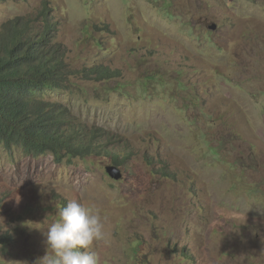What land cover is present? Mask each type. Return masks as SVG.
<instances>
[{
  "label": "rangeland",
  "instance_id": "374dc122",
  "mask_svg": "<svg viewBox=\"0 0 264 264\" xmlns=\"http://www.w3.org/2000/svg\"><path fill=\"white\" fill-rule=\"evenodd\" d=\"M43 5L71 74L36 97L125 160L116 180L103 154L0 143V264H35L73 199L99 211V264H264V0H0V30Z\"/></svg>",
  "mask_w": 264,
  "mask_h": 264
},
{
  "label": "trees",
  "instance_id": "16d2710c",
  "mask_svg": "<svg viewBox=\"0 0 264 264\" xmlns=\"http://www.w3.org/2000/svg\"><path fill=\"white\" fill-rule=\"evenodd\" d=\"M56 30L46 5L36 14L3 24L0 30V143L21 146L30 154L52 153L58 162L103 154L118 165L125 157L110 148L115 143L109 145L101 128L36 97L44 89L62 87L71 74L65 51L55 42ZM85 74L99 79L110 75L107 69L95 67ZM10 242L7 235H0V245Z\"/></svg>",
  "mask_w": 264,
  "mask_h": 264
},
{
  "label": "clouds",
  "instance_id": "9594fccd",
  "mask_svg": "<svg viewBox=\"0 0 264 264\" xmlns=\"http://www.w3.org/2000/svg\"><path fill=\"white\" fill-rule=\"evenodd\" d=\"M55 216L46 228V253L35 264H99L91 249L96 242L108 243L99 211L73 199L58 207Z\"/></svg>",
  "mask_w": 264,
  "mask_h": 264
},
{
  "label": "water",
  "instance_id": "95a60500",
  "mask_svg": "<svg viewBox=\"0 0 264 264\" xmlns=\"http://www.w3.org/2000/svg\"><path fill=\"white\" fill-rule=\"evenodd\" d=\"M217 28V26L214 24L212 26H210V29L215 30ZM108 173L110 174L111 177L115 178V179H120L121 178V173L116 170V169H108L107 170Z\"/></svg>",
  "mask_w": 264,
  "mask_h": 264
}]
</instances>
